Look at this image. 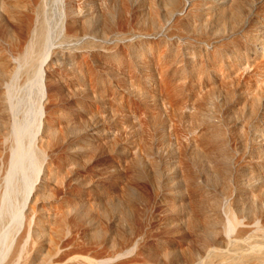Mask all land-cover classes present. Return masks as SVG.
Segmentation results:
<instances>
[{
    "label": "rangeland",
    "instance_id": "rangeland-1",
    "mask_svg": "<svg viewBox=\"0 0 264 264\" xmlns=\"http://www.w3.org/2000/svg\"><path fill=\"white\" fill-rule=\"evenodd\" d=\"M1 62L12 132L0 157L22 145L28 169L3 186L34 196L51 169L47 212L76 218L60 255L264 252V0H0Z\"/></svg>",
    "mask_w": 264,
    "mask_h": 264
},
{
    "label": "bare ground",
    "instance_id": "bare-ground-1",
    "mask_svg": "<svg viewBox=\"0 0 264 264\" xmlns=\"http://www.w3.org/2000/svg\"><path fill=\"white\" fill-rule=\"evenodd\" d=\"M35 46L37 49H43L44 38L42 34L38 37ZM44 63H41V65L43 66ZM9 76L10 73L7 65L1 62V81ZM45 76L46 75H44V77ZM11 129L10 110L8 100L5 96L0 98V135L4 134L9 136L12 132ZM15 134L17 133L15 132ZM19 135L16 137L21 138ZM11 143H9V146ZM3 144L4 143H2V146ZM21 147L22 148L19 147L21 149L20 152L17 151L18 154L15 155L9 149L10 147H7L3 150L2 156L0 157V264H87V262L78 260V257L70 258L59 254L65 246L64 241H62L63 225L68 221H76V218H58L57 215L53 216L47 212L48 194L52 187L53 179L51 169L46 172L34 196H31L32 192H27V189L25 190L23 187L25 186L23 185L24 183L20 185L22 190L19 191V193L21 195L24 193L22 204H18L20 196L17 189L15 190L17 193L12 191L13 194L8 188H4L3 183L6 182L5 180L8 181L10 179V174H15L14 172L17 169L27 174L28 169L26 170L24 166L26 151H24L25 149L22 145ZM65 160L67 161V166L72 168L73 162L71 159L65 158ZM19 180H17V182ZM15 182L14 184L17 185V182ZM21 182L23 181L21 180ZM18 190L20 189L18 188ZM28 203L30 207L26 210ZM232 223L233 222L228 219V224ZM218 224H220L218 221H210V227L215 228ZM256 247L257 246H254L253 250ZM6 253L8 257H6L7 259L5 260L4 257ZM102 254L101 258L107 256V253H105V256H102ZM98 255L100 256V253ZM262 260H264V252L258 251L256 254L250 252L245 256L243 261L245 264H253ZM234 261L235 259L232 264H236Z\"/></svg>",
    "mask_w": 264,
    "mask_h": 264
}]
</instances>
